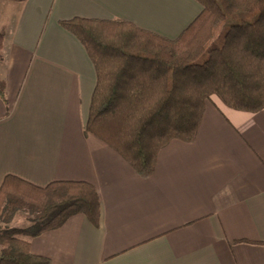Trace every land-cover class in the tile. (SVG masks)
<instances>
[{
	"label": "crops",
	"instance_id": "crops-1",
	"mask_svg": "<svg viewBox=\"0 0 264 264\" xmlns=\"http://www.w3.org/2000/svg\"><path fill=\"white\" fill-rule=\"evenodd\" d=\"M196 0H16L3 39L0 185L12 174L44 186L83 180L100 218L82 214L36 236L50 264H264V108L242 111L211 95L192 141L171 139L139 175L85 131L96 74L60 20L124 19L176 38Z\"/></svg>",
	"mask_w": 264,
	"mask_h": 264
},
{
	"label": "trees",
	"instance_id": "trees-1",
	"mask_svg": "<svg viewBox=\"0 0 264 264\" xmlns=\"http://www.w3.org/2000/svg\"><path fill=\"white\" fill-rule=\"evenodd\" d=\"M202 9L176 37L124 19L59 21L85 48L96 81L85 131L142 177L171 139L192 141L211 95L242 111L264 108V0H196ZM3 34L0 33V60ZM0 97L4 81L0 79ZM29 224L12 221L16 212ZM82 213L100 218L96 187L83 180L38 186L12 174L0 185V264H50L23 235L36 236Z\"/></svg>",
	"mask_w": 264,
	"mask_h": 264
},
{
	"label": "rangeland",
	"instance_id": "rangeland-1",
	"mask_svg": "<svg viewBox=\"0 0 264 264\" xmlns=\"http://www.w3.org/2000/svg\"><path fill=\"white\" fill-rule=\"evenodd\" d=\"M16 0H0V33L3 34V39L6 31L10 27L11 22V8ZM3 46V41H2ZM1 56L3 59L2 49ZM2 60H0L1 62ZM12 221L19 226H27L29 224L27 220V214L24 212H16L12 218Z\"/></svg>",
	"mask_w": 264,
	"mask_h": 264
}]
</instances>
